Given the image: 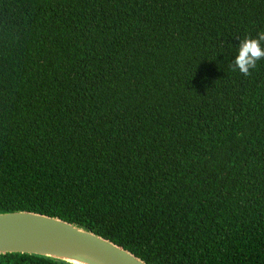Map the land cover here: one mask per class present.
<instances>
[{
  "label": "trees",
  "instance_id": "16d2710c",
  "mask_svg": "<svg viewBox=\"0 0 264 264\" xmlns=\"http://www.w3.org/2000/svg\"><path fill=\"white\" fill-rule=\"evenodd\" d=\"M260 32L264 0H0V213L147 264H264V60L232 64Z\"/></svg>",
  "mask_w": 264,
  "mask_h": 264
},
{
  "label": "water",
  "instance_id": "95a60500",
  "mask_svg": "<svg viewBox=\"0 0 264 264\" xmlns=\"http://www.w3.org/2000/svg\"><path fill=\"white\" fill-rule=\"evenodd\" d=\"M29 254L67 264H147L91 230L43 214L0 213V255Z\"/></svg>",
  "mask_w": 264,
  "mask_h": 264
},
{
  "label": "clouds",
  "instance_id": "9594fccd",
  "mask_svg": "<svg viewBox=\"0 0 264 264\" xmlns=\"http://www.w3.org/2000/svg\"><path fill=\"white\" fill-rule=\"evenodd\" d=\"M264 32H260L256 38L246 37L240 41L238 52L232 60L233 70H239L245 77L252 75V70L258 62L264 60Z\"/></svg>",
  "mask_w": 264,
  "mask_h": 264
}]
</instances>
